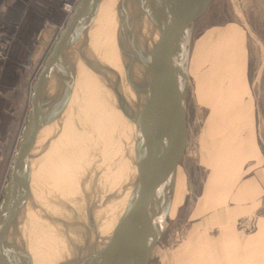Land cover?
Segmentation results:
<instances>
[{
	"label": "water",
	"instance_id": "water-1",
	"mask_svg": "<svg viewBox=\"0 0 264 264\" xmlns=\"http://www.w3.org/2000/svg\"><path fill=\"white\" fill-rule=\"evenodd\" d=\"M120 1L127 59L118 81L127 122L119 120L117 133H125L122 150L136 173L135 185L146 182L122 199L107 220L108 234L101 236L95 226L84 241L72 238L65 260L56 264H119V258L121 264H150L171 209L189 183L197 152L182 71L220 0ZM101 2L75 1L33 81L30 108L0 199V264H32L22 215L51 141L46 130L70 103L77 74L74 57H82L89 46ZM124 82L134 93L131 99L122 95ZM134 242L142 245L129 248Z\"/></svg>",
	"mask_w": 264,
	"mask_h": 264
},
{
	"label": "rangeland",
	"instance_id": "rangeland-1",
	"mask_svg": "<svg viewBox=\"0 0 264 264\" xmlns=\"http://www.w3.org/2000/svg\"><path fill=\"white\" fill-rule=\"evenodd\" d=\"M73 1L76 0H0V199L30 108L33 81L69 15L66 4ZM182 77L188 90L197 152L189 183L171 209L150 264H165L168 259L164 250L190 246L186 241L202 229L198 224L213 217L210 204L205 209L202 203L207 199L208 203L215 201L220 203L216 210L224 211L230 189L236 179L244 176L243 168L251 164L257 169L263 166L257 157L250 158L242 169L243 164L236 168L233 176L230 172L221 174V182L208 195L206 184L218 158L223 157L220 152H230L231 147V153L241 154L242 148L235 149L241 136L246 137L255 125L264 122V0H220L218 9L197 37ZM230 131L237 136L225 147L222 134ZM256 142L262 144L259 135ZM127 170L125 157L114 156L107 182L116 207L117 199H123L131 189L124 185V180L129 185L135 183L136 173L127 174ZM219 218L225 219L224 212L215 216ZM140 245L130 243L129 248L135 250Z\"/></svg>",
	"mask_w": 264,
	"mask_h": 264
},
{
	"label": "bare ground",
	"instance_id": "bare-ground-1",
	"mask_svg": "<svg viewBox=\"0 0 264 264\" xmlns=\"http://www.w3.org/2000/svg\"><path fill=\"white\" fill-rule=\"evenodd\" d=\"M121 9L120 0H102L89 46L82 57H74L77 74L70 103L46 130L51 141L22 215L21 229L32 264L65 260L71 250L69 241H84L95 226L101 236L108 234L107 220L122 201L118 198L115 206L107 182L111 160L124 156L125 133H117V123L120 119L127 122L118 81L127 59L123 45L126 21ZM123 87L122 95L131 99L134 93L129 85L124 82ZM131 136L133 147L135 131ZM136 180L137 176L133 182ZM124 185L131 187L128 197L136 185L126 180Z\"/></svg>",
	"mask_w": 264,
	"mask_h": 264
},
{
	"label": "crops",
	"instance_id": "crops-1",
	"mask_svg": "<svg viewBox=\"0 0 264 264\" xmlns=\"http://www.w3.org/2000/svg\"><path fill=\"white\" fill-rule=\"evenodd\" d=\"M233 134L231 131L222 134L226 138L225 142L227 141L223 144L225 147L229 141H235L237 135ZM258 135L261 145L256 142ZM240 140L235 149L242 148L239 151L241 154L231 153L234 152L231 147L230 152L224 151L225 149L220 152L224 153L223 157L218 158L217 165L213 166V176L209 177L206 184L208 195L218 186V181L221 182L220 176L228 172L233 176L236 168L238 170L239 165L243 164L240 168L242 169L250 158L257 157L263 166L257 169L251 164L243 168L244 176L236 179L235 186L230 189L224 211L216 210L220 203H208L209 199L203 202L201 207L205 209L210 204L211 211L214 210L213 217L203 219L202 224H198L202 229H198L194 237H188L190 240L186 243L190 242L191 245L186 246V249L181 245L173 251L164 250V256L168 259H165V264H264V122L255 125ZM253 169H257V172L251 174ZM223 212L225 219H215L217 214ZM192 243H195V247H191Z\"/></svg>",
	"mask_w": 264,
	"mask_h": 264
},
{
	"label": "built area",
	"instance_id": "built-area-1",
	"mask_svg": "<svg viewBox=\"0 0 264 264\" xmlns=\"http://www.w3.org/2000/svg\"><path fill=\"white\" fill-rule=\"evenodd\" d=\"M74 3H75V1H73V2H68V3L66 4V10L68 11V13H70V12L72 11L73 6H74Z\"/></svg>",
	"mask_w": 264,
	"mask_h": 264
}]
</instances>
